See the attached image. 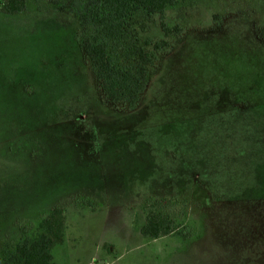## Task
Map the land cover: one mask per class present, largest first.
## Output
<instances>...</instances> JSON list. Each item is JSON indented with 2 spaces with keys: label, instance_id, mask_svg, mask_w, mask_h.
<instances>
[{
  "label": "rangeland",
  "instance_id": "374dc122",
  "mask_svg": "<svg viewBox=\"0 0 264 264\" xmlns=\"http://www.w3.org/2000/svg\"><path fill=\"white\" fill-rule=\"evenodd\" d=\"M73 1L0 12V259L60 206L55 264H264V0L169 7L133 110L100 96ZM131 31L164 36L142 11ZM160 200L179 232L150 239Z\"/></svg>",
  "mask_w": 264,
  "mask_h": 264
},
{
  "label": "trees",
  "instance_id": "16d2710c",
  "mask_svg": "<svg viewBox=\"0 0 264 264\" xmlns=\"http://www.w3.org/2000/svg\"><path fill=\"white\" fill-rule=\"evenodd\" d=\"M179 0H75L72 9L78 19L75 40L90 64L104 101L135 109L146 90L160 55L170 51L168 38L181 32L170 28L165 12ZM25 10V0H0V12L16 15ZM157 15L164 36L142 44L131 31L134 14ZM264 42V26L262 28ZM177 205V204H176ZM168 201L146 204L145 220L139 232L150 239L178 233L177 209ZM63 209L52 208L42 217L33 236L18 241L0 264H55L51 251L64 236Z\"/></svg>",
  "mask_w": 264,
  "mask_h": 264
}]
</instances>
